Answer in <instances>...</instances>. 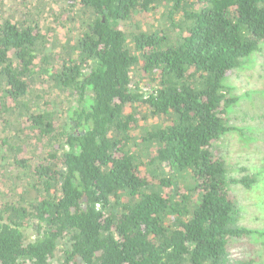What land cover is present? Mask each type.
Instances as JSON below:
<instances>
[{
	"label": "trees",
	"instance_id": "trees-1",
	"mask_svg": "<svg viewBox=\"0 0 264 264\" xmlns=\"http://www.w3.org/2000/svg\"><path fill=\"white\" fill-rule=\"evenodd\" d=\"M13 1L0 0V264H252L237 250L258 234L229 186L255 180L228 179L217 145L236 101L223 79L264 43V0ZM56 4L64 41L33 19ZM36 82L66 109L31 102Z\"/></svg>",
	"mask_w": 264,
	"mask_h": 264
},
{
	"label": "rangeland",
	"instance_id": "rangeland-1",
	"mask_svg": "<svg viewBox=\"0 0 264 264\" xmlns=\"http://www.w3.org/2000/svg\"><path fill=\"white\" fill-rule=\"evenodd\" d=\"M4 6L14 8L17 2L5 0ZM57 7V4L53 5L51 12L43 7V12L33 19L41 21L44 30L45 27L51 29L48 35L56 37L58 41H64L65 33L70 35L73 31L70 32L68 24L61 26L60 23H63L65 15L57 14ZM26 9L34 12V8L30 6ZM22 12L23 9L18 13L22 14ZM157 17L155 14L154 16L148 14L136 19L141 25L147 24V21L156 24L159 22ZM56 52L57 50L54 51ZM223 84L231 88V94L236 97V101L226 110L228 125H231L232 131L221 136L217 145L219 156L225 161L228 179L247 177L255 180L249 190L241 185L229 186L240 215L238 225L258 234L251 237V245L245 242L237 252L242 260H251L252 264H264V43L256 52L243 58L238 68L229 71L223 79ZM34 89L29 97L31 102L42 103L47 100L58 108L66 109L70 101L63 99L65 94L51 90L48 83L43 85L36 82ZM6 182L5 177L0 175L2 193L7 190ZM34 228L35 226L32 225L25 231L30 240L34 239Z\"/></svg>",
	"mask_w": 264,
	"mask_h": 264
}]
</instances>
